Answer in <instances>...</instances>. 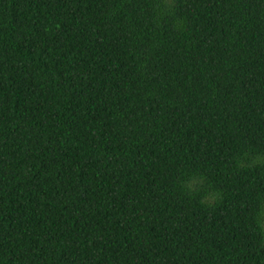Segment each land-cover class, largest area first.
I'll return each mask as SVG.
<instances>
[{"label": "trees", "instance_id": "obj_1", "mask_svg": "<svg viewBox=\"0 0 264 264\" xmlns=\"http://www.w3.org/2000/svg\"><path fill=\"white\" fill-rule=\"evenodd\" d=\"M0 264H264V0H0Z\"/></svg>", "mask_w": 264, "mask_h": 264}]
</instances>
